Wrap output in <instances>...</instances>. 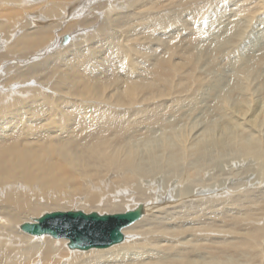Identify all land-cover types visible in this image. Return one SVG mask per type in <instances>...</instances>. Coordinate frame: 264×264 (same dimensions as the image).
<instances>
[{
  "label": "bare ground",
  "instance_id": "obj_1",
  "mask_svg": "<svg viewBox=\"0 0 264 264\" xmlns=\"http://www.w3.org/2000/svg\"><path fill=\"white\" fill-rule=\"evenodd\" d=\"M256 1L229 0L227 10L218 0H0V264H264V187L255 189L264 185V3ZM116 11L123 46L102 48L108 65L107 56L94 69L81 51L66 56L73 41L61 49L64 35L82 36L98 20L88 43H111L105 22ZM249 22L256 43L244 64L224 63L217 41L235 52ZM54 50L55 62L43 58ZM189 53L207 69H190ZM58 72L62 83L52 85ZM245 79L254 97L244 104ZM173 95L176 109L166 103ZM143 103L155 104L135 108ZM241 130L247 139H236ZM162 179L170 190L158 194ZM140 204L144 215L108 247L71 248L73 238L21 229L47 213L120 214Z\"/></svg>",
  "mask_w": 264,
  "mask_h": 264
},
{
  "label": "rangeland",
  "instance_id": "obj_2",
  "mask_svg": "<svg viewBox=\"0 0 264 264\" xmlns=\"http://www.w3.org/2000/svg\"><path fill=\"white\" fill-rule=\"evenodd\" d=\"M219 2H218V4H219V7H221V5L223 4L222 2H225L226 3V5H227V3L229 2V0H218ZM235 1H237V3L238 2H242L243 0H235ZM250 1H252V0H250ZM7 2V1H6ZM257 3L256 4H258V3H260L261 5L264 3V0H258V1H256ZM8 5L10 6V7H12L13 9H16V8H14V6H13V4H11V3H8ZM225 5V6H226ZM229 5H230V2L228 3V8H227V10H229V9H231L232 7H229ZM252 5H254V3H252ZM224 6V7H225ZM255 6V5H254ZM262 6H264V5H262ZM223 7V8H224ZM205 8H209V7H205ZM29 9V8H28ZM212 9V12H214L213 10H214V7H212L211 8ZM211 9H210V11H211ZM130 10H132V9H130ZM15 11V10H14ZM29 11V10H28ZM123 11H126V10H123ZM209 11V12H210ZM31 12V11H30ZM45 12V11H44ZM119 11H116V12H114L113 14H112V16L111 17H109V19H107V21L105 22L106 24H105V27H106V30H107V32L109 33V35H110V39H111V43H106V44H104L105 46L103 47L102 45H103V43L102 42H93V43H88V42H91L90 40H89V37H97V35L99 34V32H100V30H99V26L101 25V24H104L103 23V21L102 20H98V24L95 26V27H93V28H91L90 29V31L88 32V33H86V34H83L82 36H81V34L80 33H78L80 36H77V37H73V35L71 34V33H69V32H67L65 35H64V37L66 36V35H68V36H70V42L71 41H73V43H72V45H68V44H70V43H68V44H64L63 43V41H64V37H63V39H62V44H61V49L63 48V47H66V45H68V48H67V50L69 51V52H66V56H70L69 58H72V56L70 55L71 53L72 54H76V53H78L79 51H81L80 53H78V54H80V55H85V57H86V59L89 61V63L87 64V67H88V69L89 68H91V69H94V66H92V65H94V62H99L100 60H103L106 56V60H105V63L108 65L109 64V53H108V55H103L102 54V52H104L103 50H102V48H104V50L106 51V49L107 48H109L110 47V45L111 44H113V45H115L114 43H113V40H116V41H114V42H116V43H118V45H119V47H122L123 45H122V37L121 36H119V33L121 32L119 29L121 28L120 26H118L117 25V22H112L113 21V18L115 17V14H117ZM206 12H208V11H206V9L205 10H202L200 13H198V14H195L194 15V18L195 19H200V18H202L203 16H204V14L206 13ZM16 13V12H15ZM18 15V14H17ZM16 16V15H15ZM39 16V15H38ZM259 16H260V18H262L263 20H264V8L263 7H261L260 8V10H259ZM242 17V16H241ZM241 17H240V19H241ZM2 20H4V19H2V18H0V22L2 21ZM110 20V21H109ZM54 22L53 23H55L56 22V20L54 19L53 20ZM73 21V20H72ZM40 23H42V24H44V26H46L47 25V22H40ZM69 23H71V22H69ZM69 23H67V24H65V25H68ZM199 22H197V24H198ZM113 25V26H112ZM178 24H177V20H176V26H177ZM195 26V25H194ZM260 26H263V25H260ZM260 26H258L257 27V30L256 31H258V28L260 27ZM113 27H115V28H113ZM118 27V28H117ZM120 27V28H119ZM251 28H252V26H251V22H249L248 24H247V27H245V28H243V30L245 31V34H241V36L240 37H238V36H236V40L239 42L238 43V49H235V52L233 51V49L234 48H237V47H231V48H229L228 49V53H227V51H226V45H223V41L221 40V39H219L218 41H217V44H218V46H221L222 47V50H221V52L219 53V54H222L221 56H223V57H226V58H224V60H223V62L225 63L226 62V64H237V63H239V64H241V65H243L244 64V62H245V60L247 59V57H248V55H247V53L248 52H250L251 51V49L253 48V45L256 43V41H255V39H254V37H252V38H249L248 37V34L250 33V30H251ZM96 29V30H95ZM93 30V31H92ZM264 30V29H263ZM119 32V33H118ZM247 32V33H246ZM91 33V34H90ZM179 34V33H178ZM113 37H114V39H113ZM179 39H176V42L178 41ZM87 41V42H86ZM118 41V42H117ZM84 42H86V43H84ZM214 42H215V40H213V43H212V45H214ZM262 42V43H261ZM78 43V44H77ZM259 43H261V44H264V40L262 41V39L261 40H259ZM81 44V45H80ZM101 44V45H100ZM209 44H211V43H209ZM76 45H78V46H82L81 47V50H79L78 49V46H76ZM235 46V45H234ZM59 47V48H60ZM90 47H92V48H90ZM66 50V51H67ZM240 50H241V53H245V56L243 57V59L241 60V61H239L238 62V59L237 58H235L234 56H237L239 59H241V54H240ZM1 51H3V50H1ZM56 52H58V50H54V51H52V52H47L46 53V56H44L43 58L45 59H47L48 58V56L50 57L49 59L50 60H52L53 62H55L52 58H51V56L53 55V53H56ZM97 52V53H96ZM89 53V54H88ZM91 53V54H90ZM237 53V54H236ZM257 53H260V52H257ZM93 54V55H92ZM115 55L116 54H119V53H114ZM121 54H123V53H121ZM126 54V53H125ZM219 54H217V55H219ZM51 55V56H50ZM90 55V56H89ZM124 55V54H123ZM162 55V54H161ZM169 55L170 54H168V57H169ZM197 55L198 54H194V53H189V55L187 56V58L189 59V60H187L186 62H190V60L191 61H193V63L192 64H190L189 65V67H190V69H191V67L192 66H195V67H197V66H200L201 65V63H202V61H203V58L202 59H200V61L199 62H201L200 64H197V62H196V58H197ZM128 56V55H127ZM149 56L150 57H153L152 56V52H149ZM99 57V58H98ZM123 57V56H122ZM122 57H121V59H119V57H118V59L120 60V63L122 64V66H125L126 67V65L127 64H125L127 61H128V57L126 58V57H123V60H122ZM178 57V55H176V58ZM201 57V56H200ZM43 58H40V59H37L38 61H40L41 59H43ZM101 58V59H100ZM92 59V60H91ZM95 60V61H94ZM125 60H127V61H125ZM130 61V60H129ZM228 61V62H227ZM215 59L213 58V59H211L210 61H209V63L210 64H208V65H210V67H212L213 66V64H215ZM235 62V63H234ZM124 63V64H123ZM183 63H184V60L182 61V63H179V64H176V70L177 71H180V66L181 65H183ZM13 64V63H12ZM11 64V65H12ZM54 64V63H53ZM203 64V63H202ZM90 67H89V66ZM212 65V66H211ZM207 66V65H206ZM6 67V66H5ZM86 67V68H87ZM201 67V66H200ZM128 68V67H127ZM127 68H124V69H122L121 70V72H119V70L118 69H116V71H118L120 74H124V73H126V69ZM129 68H131V67H129ZM202 69L201 70H205V69H207V68H205V67H201ZM198 70V69H197ZM98 71L100 72V70L98 69ZM189 71H191V70H188V71H186V72H189ZM61 72V71H60ZM60 72H58L57 73V75H53V76H51L52 78H51V84L53 85V83H54V85H58V84H61L62 83V80H63V75L61 74L60 75ZM47 73V72H46ZM71 73H73V71L71 72ZM195 73V72H194ZM36 75L38 74V73H35ZM101 74V73H100ZM117 74V73H116ZM128 74V73H127ZM118 76H119V81L118 82H120V83H122L121 81L122 80H124L119 74H117ZM60 76V77H59ZM38 77H43V75H38ZM56 77V78H55ZM74 77V76H73ZM62 78V79H61ZM180 73H179V75H178V77L176 78V81H178V80H180ZM131 79H132V77H131ZM210 79V77L209 78H207L206 80L208 81ZM37 80H39V79H37ZM121 80V81H120ZM186 81V80H185ZM249 81V80H248ZM246 79L244 80V83H245V90H246V88L248 87V85H249V83L250 82H248ZM262 81H264V75H263V80ZM66 82H68L67 80H66ZM40 83H41V81H40ZM50 84V85H51ZM247 85V86H246ZM172 86H175L174 84L172 85ZM261 87V86H260ZM191 91L192 90H194V86H191V89H190ZM258 90H260V89H257L256 91H255V93H258L259 94V92L261 91H259L258 92ZM248 91V92H247ZM262 91H263V88H262ZM261 91V92H262ZM47 92H48V94H52V97L53 98H56V97H60V95H61V93L59 92V91H55V92H52L49 88H48V90H47ZM58 92V93H57ZM247 92V93H246ZM111 93H113V92H111ZM110 93V94H111ZM244 93L245 94H243L244 96L245 95H247L248 96V98L246 97L243 101H244V104L245 103H248L249 102V99H250V101L253 99V97H254V95L250 92V90H248V88H247V90L246 91H244ZM60 94V95H59ZM105 94H107V93H105ZM105 94H104V96H105ZM109 94V93H108ZM249 94V95H248ZM16 95H17V93H16ZM28 95V94H27ZM27 95H25L24 97H26ZM57 95V96H56ZM59 95V96H58ZM252 95V96H251ZM249 96H251V97H249ZM23 97V98H24ZM65 99H69L68 101H69V103H71L72 105H73V103H72V99L71 98H69V97H64ZM103 101H104V99L103 98H101ZM174 99H176V95H173V96H171V97H169V102L167 101L166 103H167V105L168 106H170V107H173V108H175L176 109V100H174ZM54 100V99H53ZM52 101V100H51ZM103 101H97L96 102V104H99L100 106H105L106 105V103L105 102H103ZM161 102H163L164 100H160ZM54 102H57V99H55L54 100ZM100 102V103H99ZM155 103H157V101H154ZM155 103H147V104H138L135 108H142V107H149L148 105H153V104H155ZM107 106V105H106ZM53 109H55V107L53 106ZM62 111V109H60V112ZM62 113H64L65 114V109H64V111H62ZM68 113V112H67ZM66 113V114H67ZM49 115V114H48ZM55 120L56 121H58L59 120V117L57 118V117H55ZM56 121H52V120H50V123H55ZM242 128V127H241ZM239 135H237L236 136V139H238V140H243V139H247L246 138V136H245V134L242 132V130H241V132L240 133H238ZM246 143H247V141L245 142V143H243L242 145H246ZM241 146V145H240ZM262 146H263V144H262ZM231 155H234L233 153L231 154ZM231 155H229V158H230V156ZM235 155H237V154H235ZM174 156V158L176 157V155H173ZM242 162V161H241ZM252 162H254V159H253V161ZM252 162H250V163H248V165H246V166H249V165H252V167L253 166H255L254 165V163L252 164ZM243 164V163H242ZM257 164H261L260 163V161H257L256 162V165ZM258 166V165H257ZM258 168H259V166H258ZM261 169V168H260ZM113 178V177H112ZM86 180V181H85ZM89 179L88 178H85V179H83L82 180V182L84 183V185H86V182H87V185H89V186H91V183L88 181ZM90 181H91V179H90ZM93 181L95 182V180H94V178H93ZM92 182V181H91ZM186 184H188V182L186 183ZM96 186H97V183H96ZM141 186L143 187V188H146V185L144 186L142 183H141ZM160 186H161V191H158V194H162L164 191H163V189L164 188H166V189H164V190H170L169 189V187H170V181L169 180H167V179H162V181H161V184H160ZM149 187H155V186H150L149 185ZM264 187V185H262V187L261 186H259V187H255V189H260V188H263ZM174 189L176 190V188L174 187ZM251 189V188H250ZM252 189H254V188H252ZM162 192V193H161ZM166 193V192H165ZM136 194V193H135ZM132 195H134V194H132ZM114 197V196H113ZM119 197H121V195L119 196ZM119 197H117V198H119ZM112 199V198H111ZM115 200H113V202H114ZM116 201H119V199H116ZM140 201V200H139ZM67 202V201H66ZM65 202V203H66ZM128 203H129V207L128 206H126L127 208H132V207H134V205H136V202H135V204L133 205V203H132V201H131V199L129 200V201H127ZM142 202V201H141ZM138 204V203H137ZM130 208V209H131ZM48 237H50V236H48ZM52 238V237H51ZM80 251V250H79ZM67 258H68V256H67Z\"/></svg>",
  "mask_w": 264,
  "mask_h": 264
},
{
  "label": "water",
  "instance_id": "obj_3",
  "mask_svg": "<svg viewBox=\"0 0 264 264\" xmlns=\"http://www.w3.org/2000/svg\"><path fill=\"white\" fill-rule=\"evenodd\" d=\"M70 42V36L64 37V44ZM144 215V206L140 204L134 210L120 214L84 213L83 211L47 213L39 218V223L25 222L24 232L42 235L50 234L55 238L67 236L73 238L71 248L91 249L108 247L124 240L122 229L133 224Z\"/></svg>",
  "mask_w": 264,
  "mask_h": 264
}]
</instances>
